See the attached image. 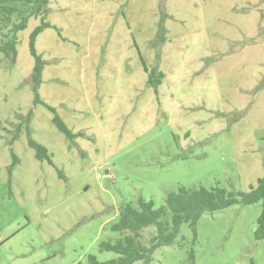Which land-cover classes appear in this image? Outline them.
I'll return each mask as SVG.
<instances>
[{
	"label": "rangeland",
	"instance_id": "374dc122",
	"mask_svg": "<svg viewBox=\"0 0 264 264\" xmlns=\"http://www.w3.org/2000/svg\"><path fill=\"white\" fill-rule=\"evenodd\" d=\"M252 5L49 0L45 20L19 33L16 62L0 54V264L115 260L100 244L123 239L111 230L121 205L142 196L161 208L180 187L248 193L258 184L264 63L242 26L253 23ZM43 22L36 81L31 35ZM140 55L164 74L157 90ZM262 213L263 202L239 204L184 223L150 264H264ZM155 234L144 229L141 244L150 247Z\"/></svg>",
	"mask_w": 264,
	"mask_h": 264
},
{
	"label": "trees",
	"instance_id": "16d2710c",
	"mask_svg": "<svg viewBox=\"0 0 264 264\" xmlns=\"http://www.w3.org/2000/svg\"><path fill=\"white\" fill-rule=\"evenodd\" d=\"M49 0H0V54L12 62H16L18 56L19 33L28 28L29 21L33 18L42 21L49 13ZM47 27L43 22L31 35V50L37 59L33 79L40 81L43 64L37 57L34 46L38 34ZM164 31V30H162ZM141 60L149 76V84L157 90L162 84L164 74L158 68L149 70ZM264 87V80L260 87ZM54 111V110H53ZM55 112V111H54ZM54 123L57 128L69 139L76 135L68 128L66 123L56 114ZM40 159H48V150L40 145L34 146ZM263 202V213L258 220L257 237L264 235V177L258 180L256 186H251L248 193L230 192L224 188L212 189L180 187L175 192H170L165 205L156 208L153 201H146L142 196L134 203H125L120 206L118 217L111 225L114 232H122L123 239L116 243L102 242L101 251L114 252L119 255L115 260L100 262L96 256L89 255L87 264H150L152 253L165 246L175 243L180 227L184 223L195 227L201 217L206 214H214L235 205H254ZM148 227H155L156 234L151 239L150 247L141 244V233ZM193 259V255L191 256Z\"/></svg>",
	"mask_w": 264,
	"mask_h": 264
},
{
	"label": "crops",
	"instance_id": "0c3cea01",
	"mask_svg": "<svg viewBox=\"0 0 264 264\" xmlns=\"http://www.w3.org/2000/svg\"><path fill=\"white\" fill-rule=\"evenodd\" d=\"M252 9H253V16H254L253 20H252L253 23L251 25H243L242 24V26H243L244 30H248V29L251 30L252 34H251L250 39L254 40V44L256 46L255 49L257 50V52H260V59H261L260 62L264 63V0H253ZM249 14H250V10H249V12H245V15L248 16ZM168 31H169V29H168ZM142 59H143V57H142ZM143 61H144V59H143ZM144 63H145V61H144ZM253 64L255 65V63H253ZM214 68H217V66L213 65L209 70H213ZM263 77H264V75H263ZM263 77L260 76L258 81L261 80V78H263ZM256 84H257V81H256V83H255V81H253L252 84L250 85L253 88V90L255 89ZM240 96H242L243 103H245L246 100L244 99V95L242 92L240 93ZM259 96H260L259 93H257L255 98H254V105H255V102L259 100Z\"/></svg>",
	"mask_w": 264,
	"mask_h": 264
},
{
	"label": "built area",
	"instance_id": "2783aa9c",
	"mask_svg": "<svg viewBox=\"0 0 264 264\" xmlns=\"http://www.w3.org/2000/svg\"><path fill=\"white\" fill-rule=\"evenodd\" d=\"M99 177H101V176L99 175Z\"/></svg>",
	"mask_w": 264,
	"mask_h": 264
}]
</instances>
